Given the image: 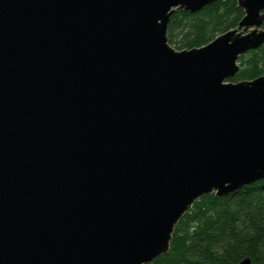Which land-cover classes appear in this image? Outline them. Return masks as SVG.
<instances>
[{"label": "water", "instance_id": "obj_1", "mask_svg": "<svg viewBox=\"0 0 264 264\" xmlns=\"http://www.w3.org/2000/svg\"><path fill=\"white\" fill-rule=\"evenodd\" d=\"M216 0H0V264H143L194 199L264 178V0L199 46ZM235 264H250L243 257Z\"/></svg>", "mask_w": 264, "mask_h": 264}, {"label": "trees", "instance_id": "obj_2", "mask_svg": "<svg viewBox=\"0 0 264 264\" xmlns=\"http://www.w3.org/2000/svg\"><path fill=\"white\" fill-rule=\"evenodd\" d=\"M241 15L235 0H216L192 13L174 10L166 39L176 49L199 46L235 26ZM237 62L230 80L264 73V43ZM246 256L250 264H264V178L224 196H198L174 225L167 251L143 264H235Z\"/></svg>", "mask_w": 264, "mask_h": 264}]
</instances>
